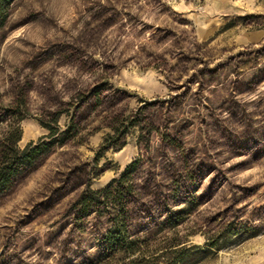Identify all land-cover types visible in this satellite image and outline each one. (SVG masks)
<instances>
[{"label": "rangeland", "instance_id": "obj_1", "mask_svg": "<svg viewBox=\"0 0 264 264\" xmlns=\"http://www.w3.org/2000/svg\"><path fill=\"white\" fill-rule=\"evenodd\" d=\"M20 115L19 148L40 119L72 129L0 194V264L94 260L104 219L69 208L136 159L133 234L171 236L161 222L186 207L193 244L240 231L196 264H264V0H14L0 144Z\"/></svg>", "mask_w": 264, "mask_h": 264}, {"label": "trees", "instance_id": "obj_2", "mask_svg": "<svg viewBox=\"0 0 264 264\" xmlns=\"http://www.w3.org/2000/svg\"><path fill=\"white\" fill-rule=\"evenodd\" d=\"M13 1L0 0V28L6 23ZM23 118V115L15 118L0 144V194L10 190L20 175L49 154L55 146L64 145L70 138L72 126L61 130L56 115L53 125L39 120L48 131L46 135L19 148L17 143L22 135L20 122ZM110 137L105 138L101 150L114 147L109 142ZM123 145L119 144L118 148ZM141 164L142 159L133 160L119 177L104 188L93 190L87 187L71 204L69 214L76 219H85L94 214L98 219H104L105 223L96 239L98 255L94 260L82 264H196L223 248L226 237L239 234L240 231L229 227L228 234L207 239L204 246L182 239L176 227L187 216L189 209L186 207L169 210L161 222L162 227L173 229L171 236H163L159 242L152 243L150 235L133 234L130 230L133 209L140 204L135 177ZM256 234V229L250 233L251 236Z\"/></svg>", "mask_w": 264, "mask_h": 264}]
</instances>
